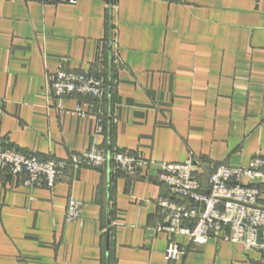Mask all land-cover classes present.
<instances>
[{
  "label": "crops",
  "instance_id": "crops-1",
  "mask_svg": "<svg viewBox=\"0 0 264 264\" xmlns=\"http://www.w3.org/2000/svg\"><path fill=\"white\" fill-rule=\"evenodd\" d=\"M60 69L105 78L104 131L97 103L83 116L91 101L49 95ZM0 137L46 159L98 146L153 161L138 177L68 168L53 189L0 175V264H264L262 251L185 235V255L167 260L158 202L178 197L152 178L192 155L206 183L264 156V0H0Z\"/></svg>",
  "mask_w": 264,
  "mask_h": 264
},
{
  "label": "built area",
  "instance_id": "built-area-1",
  "mask_svg": "<svg viewBox=\"0 0 264 264\" xmlns=\"http://www.w3.org/2000/svg\"><path fill=\"white\" fill-rule=\"evenodd\" d=\"M38 1L71 5L78 2ZM48 92L59 100L80 96L91 101L88 110L80 107L74 110L83 116L94 112L92 105L97 103V130L104 131L106 114L102 106L106 99V82L103 76L92 71L60 69L49 78ZM60 110L67 109L61 106ZM196 164L192 155L184 162H163L152 176L178 197V200L162 198L158 202L162 221L155 230L167 232L170 237L166 259L170 261L185 255V249L176 240L178 235L187 236L193 244L202 245L213 239L240 244L245 251L264 252V156L257 154L247 167L220 165L211 172L206 183L197 175ZM152 165L153 161L139 153L119 148L108 151L98 146L65 159H46L17 150L0 137V175L21 178L24 185L31 187L53 189L68 168L100 170L110 166L114 175L138 177ZM83 207L82 201L70 198L67 220H81Z\"/></svg>",
  "mask_w": 264,
  "mask_h": 264
},
{
  "label": "trees",
  "instance_id": "trees-1",
  "mask_svg": "<svg viewBox=\"0 0 264 264\" xmlns=\"http://www.w3.org/2000/svg\"><path fill=\"white\" fill-rule=\"evenodd\" d=\"M97 74V73H96ZM99 75V74H98ZM99 76H101V75H99ZM211 174V172H209L207 175H205V176H208L209 177V175ZM197 175L199 176V177H201V179H202V176H203V174H200V173H197Z\"/></svg>",
  "mask_w": 264,
  "mask_h": 264
},
{
  "label": "water",
  "instance_id": "water-1",
  "mask_svg": "<svg viewBox=\"0 0 264 264\" xmlns=\"http://www.w3.org/2000/svg\"><path fill=\"white\" fill-rule=\"evenodd\" d=\"M260 237H262V233H260Z\"/></svg>",
  "mask_w": 264,
  "mask_h": 264
}]
</instances>
